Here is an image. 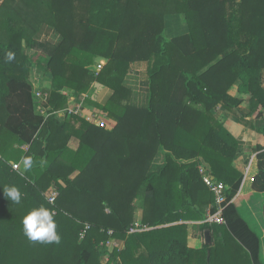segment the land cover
Returning a JSON list of instances; mask_svg holds the SVG:
<instances>
[{
	"label": "trees",
	"instance_id": "trees-1",
	"mask_svg": "<svg viewBox=\"0 0 264 264\" xmlns=\"http://www.w3.org/2000/svg\"><path fill=\"white\" fill-rule=\"evenodd\" d=\"M45 25L58 43L37 39ZM42 57L44 104L28 79ZM137 63L146 64L144 105L124 82ZM263 75L264 0H0V264H102L103 255L106 264H264ZM95 84L110 89L106 103L84 100L114 121L110 129L58 117L63 92L79 99ZM243 104L236 117L258 135V172L239 196L240 144L223 122ZM24 158L31 167L13 170ZM199 161L229 187L222 225L203 223L213 195ZM6 187L20 191L19 203ZM40 207L59 243L25 234L24 218ZM136 211L146 230L129 233ZM188 222L194 237L209 231V245L187 246ZM109 239L122 244L104 250Z\"/></svg>",
	"mask_w": 264,
	"mask_h": 264
},
{
	"label": "crops",
	"instance_id": "crops-1",
	"mask_svg": "<svg viewBox=\"0 0 264 264\" xmlns=\"http://www.w3.org/2000/svg\"><path fill=\"white\" fill-rule=\"evenodd\" d=\"M37 39L40 41H48L51 43H58L60 41V36L57 34V32L49 27V26H42L40 31L37 34ZM132 70L128 73V75L125 77V84L128 86L133 92H134V103L136 105H144L147 102L148 98V82L145 76V69L146 64L145 63H137L133 67H131ZM39 74V73H38ZM43 75L39 74L40 79L43 78ZM45 84L43 86V90L45 91L47 98L49 96V90H50V79L45 80ZM37 83L39 84V81L37 80ZM33 88L35 85H32ZM234 94H235V89ZM65 95L68 96L67 105L65 110L67 109H75V108H83V111H85L87 114L89 111H96V112H102L100 109L96 108L93 105H90L85 102L84 99H89L90 101H93L95 103H98L100 105H103L106 103L108 98L111 95V91L108 88L102 87L98 84L92 85L91 89L88 93L83 95L81 98H74L69 97V92H63ZM64 110V111H65ZM218 111L221 112V108H218ZM61 113V112H60ZM103 113V112H102ZM236 114L229 113L228 117L224 120L223 125L224 127L234 136V138L239 142L240 144V153L236 160L233 162V167L240 170L243 174V179L238 191L239 196H246L249 193L252 192V182L253 178L258 172L257 169V159H256V152L255 147L257 145V138L258 135L255 131L246 128L242 124L239 123L236 115H246L247 109L245 107V104L238 107V109L235 111ZM109 124H113L114 121L108 119ZM76 143L75 141H72ZM76 147V145H75ZM163 154L159 153L155 160L153 161V168H158L163 164ZM229 189V187H228ZM207 207L202 209L203 213V219L204 215L206 213ZM135 219L134 222L139 223L141 219V212L136 211L135 212ZM188 238H187V246L192 249L200 248L203 244V238H198L192 236L191 231V225L193 222H188ZM130 233V231H129ZM115 244L117 245V248H119L122 244V242L115 240ZM111 249V248H110Z\"/></svg>",
	"mask_w": 264,
	"mask_h": 264
},
{
	"label": "built area",
	"instance_id": "built-area-1",
	"mask_svg": "<svg viewBox=\"0 0 264 264\" xmlns=\"http://www.w3.org/2000/svg\"><path fill=\"white\" fill-rule=\"evenodd\" d=\"M103 67V62L100 61L97 66H96V72H98L101 68ZM34 98L38 103H45L47 100V95L46 93H42L38 91L37 89L34 88L33 90ZM74 110V111H73ZM73 110L67 109L61 113H58V117H60L61 114H64L62 118L65 117V115L69 114H77L81 118L83 114V108H75ZM40 113H44V110H40ZM88 122H92L98 127H103L105 129H110L111 124H109L106 114L102 112H96V111H89L86 118H83ZM24 148V147H23ZM20 166V163H11V167L13 170L18 171ZM197 171L199 176L201 177V181L204 184V186L212 192L213 195V203L210 204L207 207L206 213L204 215L203 223L205 224H217V225H222L225 223L224 218H223V208L226 203V192L228 190V186L220 181H217L213 175L210 172L209 167L203 163V162H198L197 164ZM56 197V192L51 189L48 192L47 195V201L49 203H53L54 199ZM140 228L139 223H134L133 227L130 229V233L137 231L138 230H146L145 227ZM110 235L111 232H108ZM115 240H108L106 243L103 244V246H110V248H117V245L114 242ZM102 245V244H101Z\"/></svg>",
	"mask_w": 264,
	"mask_h": 264
},
{
	"label": "clouds",
	"instance_id": "clouds-1",
	"mask_svg": "<svg viewBox=\"0 0 264 264\" xmlns=\"http://www.w3.org/2000/svg\"><path fill=\"white\" fill-rule=\"evenodd\" d=\"M15 57L13 52H8L6 55L7 61H12ZM24 167L30 168L32 164L31 158H24L22 161ZM4 194L15 203H19L21 193L16 187H6ZM25 234L31 240H41L47 242L59 243L60 237L57 235L56 225L50 211L44 207L33 209L23 220Z\"/></svg>",
	"mask_w": 264,
	"mask_h": 264
},
{
	"label": "rangeland",
	"instance_id": "rangeland-1",
	"mask_svg": "<svg viewBox=\"0 0 264 264\" xmlns=\"http://www.w3.org/2000/svg\"><path fill=\"white\" fill-rule=\"evenodd\" d=\"M25 51L28 54V56H31V54L33 53V51H31L29 49H25ZM42 60H44V57L40 58L39 61H38V59H33V60L31 59V61H30V74H29V78L28 79H29V82L32 83V85H35V87H34L35 89H37L38 91H40L42 93H45V91L43 90V86L45 84L44 79L45 80H48L49 76L48 75H43L42 76L43 78L40 79L39 74H38V68H37L38 67L37 66V63L38 62H42ZM37 80L39 81V84L37 83ZM263 86H264V75H263ZM34 88H33V90H34ZM231 93L234 94V90H232ZM70 110H73V109L70 108ZM63 116H64V114H61L60 115V118L62 119ZM86 116H87V113L85 111H83L82 117L83 118H86ZM75 145H76V143L70 142V146L72 148H75ZM18 171H20V172H23L24 171V166L21 163H20V166H19ZM134 223H136V222H133L132 227H133ZM139 224H140V228L139 229H142V227H144V226H141V223L140 222H139ZM137 231H142V230H138L137 229ZM134 232H136V231H134ZM110 246L111 245L104 246L103 249L110 251L111 250L110 249ZM100 262L102 264H106L107 263V257L104 256V255L101 256Z\"/></svg>",
	"mask_w": 264,
	"mask_h": 264
},
{
	"label": "water",
	"instance_id": "water-1",
	"mask_svg": "<svg viewBox=\"0 0 264 264\" xmlns=\"http://www.w3.org/2000/svg\"><path fill=\"white\" fill-rule=\"evenodd\" d=\"M203 241H204V244L205 245H209L211 240H210V234H209V231L208 230H205L204 231V234H203Z\"/></svg>",
	"mask_w": 264,
	"mask_h": 264
}]
</instances>
